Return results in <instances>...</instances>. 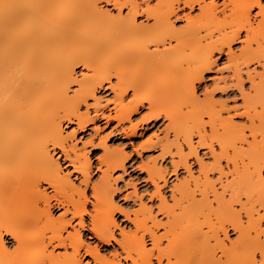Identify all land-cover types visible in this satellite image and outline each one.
Returning <instances> with one entry per match:
<instances>
[{
	"label": "bare ground",
	"instance_id": "1",
	"mask_svg": "<svg viewBox=\"0 0 264 264\" xmlns=\"http://www.w3.org/2000/svg\"><path fill=\"white\" fill-rule=\"evenodd\" d=\"M98 1L116 7L118 15L99 7ZM155 1L0 0V264H82V248L99 264H124L122 259L131 264H259L264 260V118L259 125L252 120L249 106L255 95L244 98L245 112L252 117L248 125L252 139L245 134V127L221 117L222 107H216L210 96L200 100L196 95V84L204 80L215 63V51L227 52L232 75L237 77L235 86L243 84L242 65L262 62L264 28L260 26L264 25V3L223 0L220 9L215 0ZM196 5L197 14L183 13L185 8ZM255 8L258 11L253 15L261 16L257 31L252 22ZM180 12L186 23L176 27L175 22L182 19ZM142 15L146 22L138 20ZM243 30L245 44L236 53L232 44ZM166 42L168 45L159 50L158 46ZM254 42L257 48H253ZM152 44L156 48L150 50ZM78 65L89 74L76 78L74 68ZM261 65L264 75V63ZM112 78L116 79L114 84ZM252 82L257 97L260 84ZM74 83L79 87L70 94ZM105 83H111L119 123L130 120L144 101L152 111L144 120L161 113L170 119L174 137L166 139L163 155L177 154L178 159L170 161L174 174L181 167L188 172V177L173 183V200L169 203L158 183L160 179L167 183V169L152 165L148 177L160 196L157 208L165 214L166 221L156 218L143 203L142 213L137 211L132 219L135 229H122L118 239L111 225H117L115 210L123 209L113 202L110 178L111 171L125 167L128 155H117L106 147L105 138L101 139L106 148L99 160L106 168L101 182L92 185L98 203L93 205L96 214L91 216L90 231L100 242L118 244L121 251L115 250L110 257L98 246L86 243L78 229L64 236L63 231L77 216L79 224L86 226L83 215L87 197L85 189L71 181L70 174H61L60 162L50 152L60 151L73 170L84 176L81 181L86 188L92 169L88 152L77 151L76 145L67 143L69 136L63 134L62 123H75L85 129L100 113L103 115L97 107V93ZM147 86V92L152 88L157 93L163 91L165 96L149 93L141 100L123 102L130 91L141 94ZM263 95L260 99L264 102ZM89 99L96 103L90 105ZM84 105L86 111H81ZM91 106L96 112L94 117L90 116ZM183 106L187 109L183 110ZM204 114L209 118L210 133L204 127ZM186 118L191 123L186 125ZM217 121L218 126L224 125L222 131L216 128ZM188 124L197 129L200 146L211 149L212 163H205L196 154ZM130 132H138L137 124L131 125ZM75 133L72 131L70 137ZM181 139L189 153L183 152ZM214 142L220 147L217 153ZM87 144L93 145V141L85 142L84 149ZM190 154L198 157V175L191 170ZM222 159L229 170L225 171ZM215 170L219 171V187L217 179L210 177ZM43 183L53 188L52 197L57 205L65 207V213L71 212L70 219L65 220L63 214L52 217L50 195L41 188ZM243 214L247 223L242 220ZM159 227L164 228L160 234L156 231ZM230 229L238 233L233 241ZM4 234L17 242L13 257L9 253L2 257L7 252ZM147 235L151 247L145 243ZM224 238H228L229 245ZM50 245L65 250L71 246L73 252H47ZM257 250L261 255L258 260Z\"/></svg>",
	"mask_w": 264,
	"mask_h": 264
},
{
	"label": "rangeland",
	"instance_id": "2",
	"mask_svg": "<svg viewBox=\"0 0 264 264\" xmlns=\"http://www.w3.org/2000/svg\"><path fill=\"white\" fill-rule=\"evenodd\" d=\"M142 1V2H141ZM144 0H139V2L144 3ZM153 1V2H152ZM210 0H207V2ZM218 4V7L221 9L222 1L223 0H215ZM151 2L150 4H154L156 1L155 0H149ZM262 3H264V0H262ZM98 6L102 7L105 10H108L111 14L113 13V16L118 15V9L114 7L111 4H107L104 1H98ZM126 9H124V13H126ZM258 11V8H255L252 11V22H253V27L257 31L258 29V22L259 19H261L260 14L254 16L255 12ZM188 12V13H187ZM199 12L198 5L194 6L193 9H189V7L185 8V11L183 10V13H187L190 15H195ZM183 13L181 15L182 19L178 20L175 22L176 27H181L186 23V18H183ZM174 20V18H172ZM258 19V20H257ZM139 21H145L146 22V17L144 15L138 17ZM138 21V22H139ZM151 22V20L149 21ZM256 22V23H255ZM261 24L260 28H264ZM256 27V28H255ZM261 31V29H259ZM264 33L263 31H261ZM262 33V35H263ZM246 32L243 30L240 33V38H238L234 44H232V50L235 51L236 53L239 52L241 47L244 46L245 42L244 39ZM263 37V36H262ZM174 43L173 41H171ZM263 43V42H262ZM168 43L166 42V45H160L158 46L159 50H162L163 47L167 46ZM155 46V45H154ZM153 44L150 45V50H153L156 48L154 47ZM253 48H257V44L252 43ZM257 46V47H256ZM264 50V48H262ZM264 52V51H263ZM215 60V63L213 64L211 71H208L205 73V78L201 82H198L196 84V95L200 100H203L204 96L207 95L209 98L213 99L215 102L216 107L219 109L222 107V110L220 111V115L223 118H227L232 121L233 123L237 124V126H242L245 127V134H248V138L252 139L250 130H248V125L250 124V119L254 120L257 125L260 124V120L264 118V102L262 99H260L261 94H264V75L261 73L263 72V64L264 57L262 55L261 63H257L254 61V63H250L248 66L242 65V71H241V77L243 80V84L241 85H236L237 83V77L235 78L232 75V70L231 62L228 60V55L227 52L224 51L222 53L215 51L214 55L212 57ZM76 78L80 79L82 75L89 74V70H87L85 67L78 65L75 66L74 68ZM261 74V75H260ZM260 75V76H259ZM233 76V77H232ZM251 79V80H250ZM115 78H112V83L114 84ZM252 81H254V84H260V89L261 91L259 93V96L255 94L254 88L252 87ZM263 81V82H262ZM111 84V83H110ZM109 83H105L104 87L98 89L97 97L100 99L99 103L97 104V107L100 109V112L103 111V115L101 113L98 115L97 119L89 124L85 129H80L77 124L75 123H69V122H63L62 123V131L63 134L66 136H69L67 139V143L69 145H76L77 151H81L83 153L84 150L88 152V156L90 158V161L92 163V169L90 172V179L89 183L85 188V184L82 179H84V176H82L80 173H77L73 170V167L69 165V162L63 159V156H60L59 152L57 153V150L53 151L51 149V155L55 158L58 159L61 165V170L63 175L70 174L69 177L71 181L74 183V185L78 188L85 189V195L87 197V202H86V212L84 213L83 217L85 220V227H82L79 224V217H75L72 219V224L67 226L66 230L63 231L64 236L68 235L69 233L75 232V229L80 230L81 235L83 236V240L88 243L90 246H98L99 250L101 253H106L109 257L111 253L115 252V250H120L121 248L116 244V242H113L112 244H105L103 242H100L98 238L93 235V233L90 231V227L92 226L91 224V216L96 214V209L93 206L94 204L98 203L97 199L94 197L93 193V186L96 184L98 185L103 176V170L106 168L105 164H101L99 158L102 157L105 153V148L108 147L112 152L118 154L121 153H126L128 155V158L125 163L124 168H116L113 171H111V178L110 182L112 185V189H114L113 192V202L116 204V207H121L123 210H115L114 212V218L117 222V225L112 226L111 229L114 231L115 236L120 239L121 234L120 231L122 229H125L126 231H129V229L133 230L135 229V226L133 225V218L135 217V213H142L141 204H146L147 208L150 207V212L153 215H156V218L159 220H162L163 222L166 221V216L163 214V212L160 213L158 211L157 206H159L158 202L160 199L159 194L156 191V187L153 184L152 180L148 177V169L151 168V166L156 165V167H161V169H167L166 171L164 170L165 178L167 180V183H164L162 179L159 180V185L160 191L166 199L168 200L169 203H172L171 199L172 197L170 196L171 191L173 190L172 186L174 185L173 183H178L179 181L183 180L184 178L188 177V172L184 167L179 168L178 173L174 174L172 172V165L170 161L177 160V154H173V156L170 153H166L163 155L162 148L166 142V139L168 138L169 140H172L174 137V130H172V126L169 124V118L165 116V114L161 113L159 117H147L144 120L143 117L150 116L152 111L150 112L148 102L144 101V105H139V110L134 113L131 117L130 120H124L121 123H119L118 119L115 117L116 115V109L114 108V92L111 89ZM235 84V85H234ZM233 85V86H232ZM262 85V86H261ZM78 84L74 83L71 84L70 87V94L73 93L74 90L78 88ZM225 87V89H224ZM228 87V88H227ZM262 87V88H261ZM150 88V87H149ZM148 89V86L144 88L145 92ZM152 89V88H151ZM151 89L145 93L144 91H140L141 94L133 93L130 91V93L125 96L124 98V103H127L129 101H132V99H137L141 100V96H146L149 94V96L158 94H163V91L157 90L159 93L155 92L154 90L151 91ZM224 89V90H223ZM241 90V91H240ZM161 91V92H160ZM139 92V93H140ZM165 92V91H164ZM245 93V95L242 94ZM145 93V95H144ZM156 93V94H153ZM138 95V96H137ZM253 103L251 106H249V112L252 114V117H248L247 115V109L245 108V105L247 104L245 102L244 98L248 97H254ZM246 96V97H244ZM264 96V95H263ZM147 97V96H146ZM206 97V96H205ZM213 97V98H212ZM145 98V97H144ZM244 99V100H243ZM115 101V100H114ZM90 105H94L96 102H94L93 99L88 100ZM213 102V101H212ZM246 104H245V103ZM222 103V105H220ZM140 104V103H139ZM141 106V107H140ZM186 106H183V110L187 109ZM217 108V109H218ZM81 111H86L85 105L82 106ZM94 106L90 108V116L94 117L96 115L94 112ZM150 114V115H149ZM203 123L205 124L204 127L206 128L205 130L207 133H210V124H207L209 121V118L207 114H204L202 116ZM250 118V119H249ZM185 120V119H184ZM186 125L187 123H191L190 118H186L185 120ZM209 123V122H208ZM137 124V133L136 134H131L130 132V127L131 125ZM220 124V122H219ZM202 126V125H201ZM216 128L220 131H222V128L224 125L220 124L218 126V121L215 124ZM188 127H191V124H188ZM76 131L74 136L70 135L72 134V131ZM191 139L193 143L195 144L197 148V155L199 158H201L205 163H212L213 161V153L211 149L208 148V146H200V144L197 142L199 136H198V131L196 128L191 129ZM196 131V132H195ZM259 133V131H258ZM260 134V133H259ZM105 138V145L101 143V139ZM92 140V144H87L86 149H84V143ZM182 145H183V152L187 153L190 151L187 147L188 145L183 142V140H180ZM199 144V145H198ZM244 146H246L244 144ZM214 150L216 149V153L220 151V147L218 146L217 142L213 143ZM173 151L175 153L176 149L173 146ZM172 151V153H173ZM211 151V152H210ZM189 153V152H188ZM197 156L190 154L188 156V161L191 166V170L194 173V175H198L199 173V164L198 160L196 161L195 158ZM197 157V158H198ZM177 158V159H176ZM196 158V159H197ZM223 160V159H222ZM200 163V162H199ZM223 165L225 171H227V165L225 160L221 162ZM150 170V169H149ZM229 170V169H228ZM214 172V173H213ZM210 177L212 180L216 181L218 178V170L213 171ZM187 175V176H186ZM264 175V173H263ZM232 178L229 174V180ZM157 180V181H158ZM223 180L226 182V180L223 177ZM227 180V181H229ZM217 179V187L220 186V182ZM44 184V185H43ZM42 189H45L46 192L50 195V205L52 206V217L53 218H59L63 214V218L65 220L70 219L72 217V214L70 211L65 213V207L57 205L56 200L52 197L55 192L53 188L49 187L46 183H43ZM93 185V186H92ZM174 187V186H173ZM161 194V195H162ZM77 197V193L75 195ZM171 197V198H170ZM171 201V202H170ZM102 203V202H101ZM234 206L239 209L240 206L239 204H234ZM120 208V209H121ZM126 211V212H125ZM141 211V212H139ZM148 209H145V212H147ZM144 212V211H143ZM149 212V211H148ZM149 212V214H150ZM128 214V215H127ZM147 214V215H149ZM242 220L244 223H247V218L243 214L242 215ZM16 216H13L11 218H15ZM264 223V222H263ZM263 225V224H262ZM264 226V225H263ZM157 233L160 234L164 231L163 227H159L157 230ZM141 234V233H140ZM236 234L237 231H233L230 229L229 232V238L231 240H235V237L237 236ZM220 237H223L222 232L220 233ZM264 235V234H263ZM262 235V237H263ZM145 243L148 247H151L152 243L151 240L149 239V236H145ZM228 238H224L225 242L229 245V241L227 240ZM164 245L167 243V240H164ZM4 242L6 243L7 247V252L2 253V257L6 254L9 253L10 256H14L16 253L15 251L17 250V242L8 234H4ZM51 250H54V253H64L66 250H68V253L73 252V248L71 246H68L67 249L59 246H54L50 245L48 247L47 252H50ZM15 253V254H14ZM36 254L39 253V250H36ZM260 253L257 250L256 251V259H261ZM6 257V256H5ZM10 258V257H9ZM81 258H82V264H84L86 261H88L90 264H99L96 263L91 256L86 255L84 252V248L81 249ZM124 264H131V262H127L124 259H122ZM156 263V261H155Z\"/></svg>",
	"mask_w": 264,
	"mask_h": 264
},
{
	"label": "snow or ice",
	"instance_id": "3",
	"mask_svg": "<svg viewBox=\"0 0 264 264\" xmlns=\"http://www.w3.org/2000/svg\"><path fill=\"white\" fill-rule=\"evenodd\" d=\"M259 264H264V260H260L259 261Z\"/></svg>",
	"mask_w": 264,
	"mask_h": 264
}]
</instances>
